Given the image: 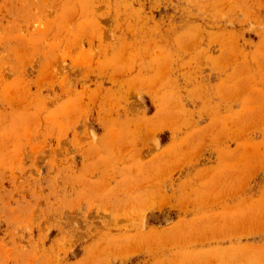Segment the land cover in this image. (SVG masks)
Here are the masks:
<instances>
[{
	"label": "rangeland",
	"instance_id": "obj_1",
	"mask_svg": "<svg viewBox=\"0 0 264 264\" xmlns=\"http://www.w3.org/2000/svg\"><path fill=\"white\" fill-rule=\"evenodd\" d=\"M0 264H264V0H0Z\"/></svg>",
	"mask_w": 264,
	"mask_h": 264
}]
</instances>
